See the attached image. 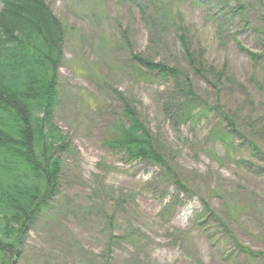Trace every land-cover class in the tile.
I'll use <instances>...</instances> for the list:
<instances>
[{
  "label": "rangeland",
  "instance_id": "rangeland-1",
  "mask_svg": "<svg viewBox=\"0 0 264 264\" xmlns=\"http://www.w3.org/2000/svg\"><path fill=\"white\" fill-rule=\"evenodd\" d=\"M44 1L66 32L56 122L73 151L64 158L54 214L30 233L19 264H264L239 249L264 254V163L208 138L224 129L214 114L175 130L162 103L188 102L173 84L143 75L135 60L188 69L179 38L186 36L195 59L226 68L235 81L218 87L192 73L197 97L221 105L243 132L254 129L248 134L264 153V99L256 88L264 59L254 63L237 47L261 55L259 40L241 24L220 30L206 8L178 0L166 2L179 6L181 32L118 0ZM262 1L241 0L246 21L259 19ZM246 92L256 103L253 117ZM118 94L153 133L179 184L154 164L126 165L104 148L120 121Z\"/></svg>",
  "mask_w": 264,
  "mask_h": 264
},
{
  "label": "trees",
  "instance_id": "trees-1",
  "mask_svg": "<svg viewBox=\"0 0 264 264\" xmlns=\"http://www.w3.org/2000/svg\"><path fill=\"white\" fill-rule=\"evenodd\" d=\"M118 1L136 7L143 20H165L169 26L178 27V32L184 29L178 5L188 3L206 8L220 30L231 32L241 24L242 30L254 35L261 44V55L239 42L237 47L254 63L264 59V6L259 19L252 24L245 20L249 8L241 0H178V5L172 7L167 0ZM0 2V264H19L30 233L54 214L63 183L64 158L73 151L56 122L61 105L59 72L65 59L66 32L44 0ZM185 37L179 38L189 60L188 69L135 57L139 63L136 67L143 75L173 84L188 102L179 105L170 100L163 102L161 109L166 119L178 130L182 125H197L214 114L224 129L211 131L208 138L223 143L228 152L236 148L264 163L262 149L248 134L254 129L243 132L221 105L211 106L197 97L192 73L209 85L208 79L212 78L218 87H232L235 81L226 68L219 72L195 59ZM256 86L264 99V83L257 82ZM246 96L253 117L256 103L247 92ZM118 99L122 107L120 121L114 136L103 143L104 148L126 165L154 164L165 171V180L179 184L180 177L168 165L137 110L122 94H118ZM254 124L251 120L248 128ZM238 165L249 166L245 161ZM253 171L259 175L263 170ZM239 249L251 258L264 260L263 253Z\"/></svg>",
  "mask_w": 264,
  "mask_h": 264
}]
</instances>
